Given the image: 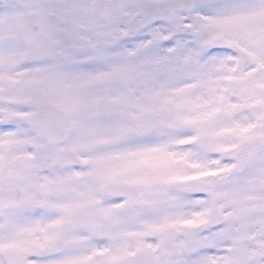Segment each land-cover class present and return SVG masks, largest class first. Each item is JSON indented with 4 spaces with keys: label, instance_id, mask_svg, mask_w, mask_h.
Wrapping results in <instances>:
<instances>
[{
    "label": "snow or ice",
    "instance_id": "snow-or-ice-1",
    "mask_svg": "<svg viewBox=\"0 0 264 264\" xmlns=\"http://www.w3.org/2000/svg\"><path fill=\"white\" fill-rule=\"evenodd\" d=\"M0 264H264V0H0Z\"/></svg>",
    "mask_w": 264,
    "mask_h": 264
}]
</instances>
